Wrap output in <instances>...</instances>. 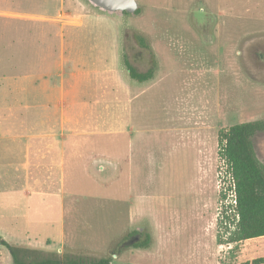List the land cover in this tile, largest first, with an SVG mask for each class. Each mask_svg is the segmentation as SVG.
Returning a JSON list of instances; mask_svg holds the SVG:
<instances>
[{
    "label": "rangeland",
    "instance_id": "rangeland-1",
    "mask_svg": "<svg viewBox=\"0 0 264 264\" xmlns=\"http://www.w3.org/2000/svg\"><path fill=\"white\" fill-rule=\"evenodd\" d=\"M136 1L125 14L89 0H0V234L111 264L250 260L264 240H216L218 132L264 118V0ZM124 57L156 87L132 79ZM209 111L215 159L196 196L192 148L143 143L129 126L177 137L154 128ZM253 144L264 166V131ZM136 232L147 247L125 243ZM0 264H13L2 245Z\"/></svg>",
    "mask_w": 264,
    "mask_h": 264
},
{
    "label": "trees",
    "instance_id": "trees-1",
    "mask_svg": "<svg viewBox=\"0 0 264 264\" xmlns=\"http://www.w3.org/2000/svg\"><path fill=\"white\" fill-rule=\"evenodd\" d=\"M137 8L134 13H138ZM127 14V12H123ZM140 46L147 47L141 35H136ZM124 64L132 79L139 82L152 77V70L138 71L124 57ZM264 131V118L235 123L218 132V156L225 160L231 172L236 188V206L238 220L233 226H222L223 220H233L232 214L224 208L217 217L216 240L219 244L239 243L243 240L264 236V166L259 161L253 138ZM150 242L148 234L135 243L136 247H147ZM0 245L10 253L13 264H111L110 256L98 259H82L74 256H60L55 252H45L38 248L12 244L0 235ZM264 263V256L256 257L241 264Z\"/></svg>",
    "mask_w": 264,
    "mask_h": 264
},
{
    "label": "crops",
    "instance_id": "crops-1",
    "mask_svg": "<svg viewBox=\"0 0 264 264\" xmlns=\"http://www.w3.org/2000/svg\"><path fill=\"white\" fill-rule=\"evenodd\" d=\"M195 74L200 76V73H195ZM146 81L147 82L143 81V83H147V86L145 87L149 89L156 87V80H153L152 77ZM144 90L145 89H143V92ZM212 116L213 115L211 114V111H209L207 114L206 112L198 113L196 117L195 114L192 115V118L187 123L184 122L183 119H179V122L178 121L175 122V120H173L171 124L168 125V128L164 126H163L164 128L162 127L154 128V129H158L157 130L158 132L163 131V129H165V132L166 131L176 132L177 137H144V134L147 133V131L150 129V127L145 123L139 125L138 127L136 126V128L134 129L132 128L133 126L131 125L132 127L129 126V130L131 131V133L133 132L137 134L143 133V143L145 142V140L148 139L154 141V143L167 142L170 143L171 149H176V150L179 149L180 145L181 148L183 149L186 148L187 145H189V147L192 148L193 152H195V156H196V159L194 161L196 167V175L193 177V182H192L193 187L189 185V188L193 189L195 192L197 191L196 196H198L199 193H203L205 188L207 187V183L210 178V173H212V169H213V161L215 159L213 155L215 154V149H214L215 141L214 142L212 141L211 133H212V128L216 121L215 122L212 121ZM187 130L190 131V134L184 133V131ZM214 137H216L215 134ZM133 138L134 137H130V142H132ZM137 138H141V137H137ZM195 192L192 193L194 194ZM260 237L263 238L255 237L243 241L254 242L258 240H264V236H260ZM243 250L244 248H241L240 252L241 253L244 252ZM254 254L255 257H253L252 259L256 257L264 256V245H260L257 248V250L254 252ZM250 260H245V261H250ZM245 261L241 262V258L240 256H238L237 264L244 263Z\"/></svg>",
    "mask_w": 264,
    "mask_h": 264
},
{
    "label": "built area",
    "instance_id": "built-area-1",
    "mask_svg": "<svg viewBox=\"0 0 264 264\" xmlns=\"http://www.w3.org/2000/svg\"><path fill=\"white\" fill-rule=\"evenodd\" d=\"M217 177V190H218V215H220L221 211L226 208L228 212L232 214L233 220L227 221L223 220L222 226H233L238 220V214L235 210L236 206V188H235V181L228 170L227 164L225 160L220 159L218 170L216 173Z\"/></svg>",
    "mask_w": 264,
    "mask_h": 264
},
{
    "label": "water",
    "instance_id": "water-1",
    "mask_svg": "<svg viewBox=\"0 0 264 264\" xmlns=\"http://www.w3.org/2000/svg\"><path fill=\"white\" fill-rule=\"evenodd\" d=\"M94 5L100 7L101 9L115 12H127L134 13L138 8V3L136 0H89Z\"/></svg>",
    "mask_w": 264,
    "mask_h": 264
},
{
    "label": "flooded vegetation",
    "instance_id": "flooded-vegetation-1",
    "mask_svg": "<svg viewBox=\"0 0 264 264\" xmlns=\"http://www.w3.org/2000/svg\"><path fill=\"white\" fill-rule=\"evenodd\" d=\"M140 240V232L131 233L128 235L125 243H137Z\"/></svg>",
    "mask_w": 264,
    "mask_h": 264
},
{
    "label": "bare ground",
    "instance_id": "bare-ground-1",
    "mask_svg": "<svg viewBox=\"0 0 264 264\" xmlns=\"http://www.w3.org/2000/svg\"><path fill=\"white\" fill-rule=\"evenodd\" d=\"M256 238H260V237H256Z\"/></svg>",
    "mask_w": 264,
    "mask_h": 264
}]
</instances>
